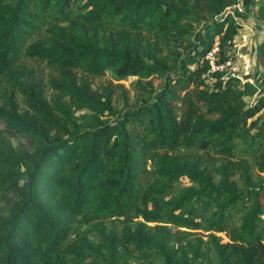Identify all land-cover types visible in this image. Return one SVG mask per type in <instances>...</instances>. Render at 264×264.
<instances>
[{"label":"trees","instance_id":"16d2710c","mask_svg":"<svg viewBox=\"0 0 264 264\" xmlns=\"http://www.w3.org/2000/svg\"><path fill=\"white\" fill-rule=\"evenodd\" d=\"M236 2L0 0V74L45 24L53 41L25 49L56 73L49 100L19 85L25 111L1 95L0 264H264V86L205 59L216 38L218 61L232 56ZM256 13L264 27V0ZM255 49L264 67V34ZM75 70L149 79L146 97L118 108ZM189 149L221 159L208 170Z\"/></svg>","mask_w":264,"mask_h":264},{"label":"rangeland","instance_id":"374dc122","mask_svg":"<svg viewBox=\"0 0 264 264\" xmlns=\"http://www.w3.org/2000/svg\"><path fill=\"white\" fill-rule=\"evenodd\" d=\"M166 1H171V0H166ZM192 1L193 0H186L188 4H192ZM198 1L200 4L199 10L201 11V15H207L208 13L206 12L205 0H198ZM81 5L82 2L74 5L73 10L80 9ZM242 22H245L243 24H246L248 21L242 20ZM247 26H248L247 29L244 26L243 27L240 26L241 33L247 34V38H246L247 41H245V44L240 48V51L244 53L248 58L253 57L254 59L253 63L250 64L252 68L248 69L247 72L251 74L253 77H255L257 82H259L264 86V67L263 65H260V63H258L256 58V49L254 48V44L256 45L258 42V40L257 42L254 41V38H255V34L260 31L258 28L259 25L257 23H253L252 20H249ZM247 32L250 34H248ZM32 41H39L47 45L53 41V35H51V33L48 31L47 24H45L37 31L30 34L29 37L25 39L24 44L20 49V52H18L17 54L13 66L8 70H6L3 74H0V103H1L2 94L12 93L17 101L18 108L21 111H25L27 108L22 93L20 92L19 85L40 82L44 98L46 100H49L50 97L53 95V90L47 84V81L52 74L56 75V73L54 72L53 68L47 64L46 61L39 60L38 58L29 56L27 54L26 49ZM238 61H240V59H238ZM74 72L78 78L86 77L93 90H101L105 86L111 87L113 103L118 108L122 107L124 97L127 98V103L129 108H134L146 97L144 91L138 89L136 84L138 80H141L143 85L147 84L149 79L145 80V79H140L137 76H129L122 80H115L112 78L109 72H106L102 75H91L82 72L81 70H75ZM157 83H158V79H154V80L151 79V84L153 88H155ZM262 90L264 91V88ZM177 93L179 95V99L174 100L172 103L175 106L176 111L179 114H181L185 109V103L181 100V97L186 93L192 94L194 93V91L190 89L184 91L179 90ZM246 99L248 103H251L254 97H247ZM83 112L85 111H77L76 114L78 115ZM186 153L189 156H197L199 158L200 163L203 166H205L208 170H211V168L215 164H218V162L221 159L220 157L209 151L189 149L186 151ZM253 170L255 169L253 168ZM212 175H213V179L215 181H218L219 176L214 172H212ZM234 179H236L237 182L239 183L240 178L238 171L237 173H235ZM151 180H152L151 174L148 173L143 174L141 179V186L145 187L149 182H151ZM188 185H190V182L187 179L185 178L179 179L174 184V189H173L174 194ZM106 224L108 225L109 221H107ZM193 232L204 234L201 230H194ZM217 235H220L223 241L227 240V238L222 233H217ZM90 236L92 239H94L95 242L100 241V237L96 235L94 232L91 233Z\"/></svg>","mask_w":264,"mask_h":264},{"label":"built area","instance_id":"2783aa9c","mask_svg":"<svg viewBox=\"0 0 264 264\" xmlns=\"http://www.w3.org/2000/svg\"><path fill=\"white\" fill-rule=\"evenodd\" d=\"M225 12L226 14H229L236 21V23L240 24L241 27L244 26L246 29L248 28L247 26L248 23L243 24L245 22H242L241 19V15L245 12V9L241 5L239 0H237V2L233 4L231 7H228ZM246 38H247V34L241 33L240 30L239 36L236 39H234L233 41H228V43L232 44L233 54L231 57L226 58L222 61H218L219 46L216 38L213 47L205 55V59L208 61L210 65L209 71L211 72L220 71L223 72L225 75H231L237 77L241 80L242 83L244 82L254 83L256 80L255 77H253L251 74L247 72L248 69L252 68L250 64L253 63L254 59L253 57L248 58L244 53L240 51V48L245 44V41H247ZM238 59H240V61H238Z\"/></svg>","mask_w":264,"mask_h":264},{"label":"crops","instance_id":"0c3cea01","mask_svg":"<svg viewBox=\"0 0 264 264\" xmlns=\"http://www.w3.org/2000/svg\"><path fill=\"white\" fill-rule=\"evenodd\" d=\"M259 0H239V2L241 3V5L244 7L245 12L241 15V19L243 21H248L247 23H249V20H252L253 23H257L259 26V32L255 34V38L254 41L257 42L258 39H260L263 34H264V27H262L261 24L258 23V21L256 20V9H257V3ZM255 17V18H253ZM257 27V26H256ZM255 44H254V48H255ZM242 50V49H241Z\"/></svg>","mask_w":264,"mask_h":264},{"label":"water","instance_id":"95a60500","mask_svg":"<svg viewBox=\"0 0 264 264\" xmlns=\"http://www.w3.org/2000/svg\"><path fill=\"white\" fill-rule=\"evenodd\" d=\"M256 20L258 21V19L256 18ZM259 22V21H258ZM254 55H255V53H254Z\"/></svg>","mask_w":264,"mask_h":264}]
</instances>
